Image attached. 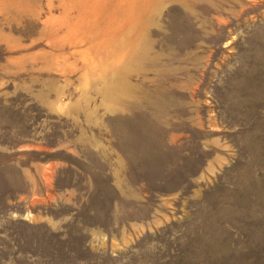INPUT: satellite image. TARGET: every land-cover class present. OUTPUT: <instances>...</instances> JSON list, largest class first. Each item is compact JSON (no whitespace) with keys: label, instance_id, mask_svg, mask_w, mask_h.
I'll list each match as a JSON object with an SVG mask.
<instances>
[{"label":"rangeland","instance_id":"obj_1","mask_svg":"<svg viewBox=\"0 0 264 264\" xmlns=\"http://www.w3.org/2000/svg\"><path fill=\"white\" fill-rule=\"evenodd\" d=\"M0 264H264V0H0Z\"/></svg>","mask_w":264,"mask_h":264}]
</instances>
